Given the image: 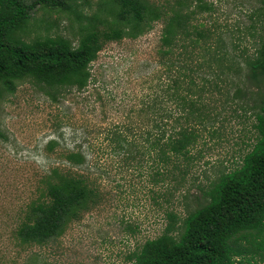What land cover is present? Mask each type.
Masks as SVG:
<instances>
[{"label":"trees","instance_id":"16d2710c","mask_svg":"<svg viewBox=\"0 0 264 264\" xmlns=\"http://www.w3.org/2000/svg\"><path fill=\"white\" fill-rule=\"evenodd\" d=\"M261 3L264 6V0ZM41 5L83 18L78 0H0V102L26 81L44 89L52 100L66 90H84L92 77L91 65L105 44L137 39L153 23L163 21L159 56L168 81L162 93L155 90L141 107L148 123L142 133L145 146L129 143L124 132L112 134L119 152L126 154L130 147L141 157L155 156L156 176L163 186L186 180L203 156V151H195L205 134H218L213 129L219 116L213 101L222 95L223 84L234 86V98H256L251 109L254 137L241 165L211 181L204 190L205 202L184 219L165 207L163 234L146 241L132 264L263 262L264 37L256 53L240 63L225 48L213 3L183 0L160 6L151 0H105L81 28L77 45L62 36L27 41L24 34ZM205 14L210 17L200 20ZM0 138H4L1 131ZM65 163L80 169L86 166L87 155L70 151ZM71 168H54L43 177L39 196L28 205L15 231L21 247L61 237L71 223L101 202L92 175ZM167 192L163 197L168 203Z\"/></svg>","mask_w":264,"mask_h":264},{"label":"rangeland","instance_id":"374dc122","mask_svg":"<svg viewBox=\"0 0 264 264\" xmlns=\"http://www.w3.org/2000/svg\"><path fill=\"white\" fill-rule=\"evenodd\" d=\"M104 1L78 0L81 20L69 12L38 6L24 39L62 36L77 45L81 28ZM151 1L164 6L183 0ZM206 1L215 5L225 48L240 63L252 57L264 37L261 0ZM209 17L205 14L200 20ZM163 26L158 21L137 39L105 44L91 65L92 77L84 90H66L52 100L44 89L26 81L14 94L4 95L0 102L4 134L0 138V264H132L146 241L163 234L165 207L184 219L205 202L204 190L211 181L241 165L254 137L251 109L256 98H234V86L225 84L222 95L213 101L219 115L213 129L218 134H205L195 151H203V156L186 180L163 186L156 176L154 155L141 157L130 147L124 154L112 142V134L119 131L129 143L145 146L142 133L148 123L141 107L155 90L162 93L168 81L159 56ZM79 150L87 155V164L71 168L65 155ZM54 168L92 175L101 202L71 223L61 237L45 245L21 247L15 236L17 226L39 196L43 177Z\"/></svg>","mask_w":264,"mask_h":264}]
</instances>
